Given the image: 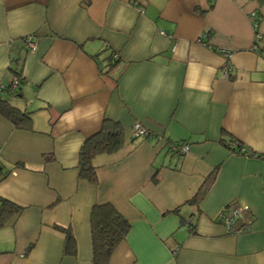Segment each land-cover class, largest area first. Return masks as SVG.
I'll list each match as a JSON object with an SVG mask.
<instances>
[{
	"label": "crops",
	"instance_id": "0c3cea01",
	"mask_svg": "<svg viewBox=\"0 0 264 264\" xmlns=\"http://www.w3.org/2000/svg\"><path fill=\"white\" fill-rule=\"evenodd\" d=\"M13 66L19 92L0 96L31 120L0 114V198L20 206L0 227V264H91L89 212L105 201L130 222L108 264H264V0H0L4 87ZM103 118L124 143L93 158L91 184L77 156ZM227 202L248 206L236 234L215 217ZM53 224L71 228L74 256Z\"/></svg>",
	"mask_w": 264,
	"mask_h": 264
},
{
	"label": "trees",
	"instance_id": "16d2710c",
	"mask_svg": "<svg viewBox=\"0 0 264 264\" xmlns=\"http://www.w3.org/2000/svg\"><path fill=\"white\" fill-rule=\"evenodd\" d=\"M25 38V37H24ZM23 38V39H24ZM22 39V40H23ZM117 57H108V69H111L116 65ZM12 72L14 77L17 78V85H10L3 88L4 90L13 91L18 93L19 89V77L20 68L13 66ZM106 70V72H107ZM2 90V89H1ZM0 90V91H1ZM0 114L5 117L12 126L17 128H29L31 117L28 111L15 107L6 98L0 96ZM141 122V121H140ZM134 134V133H133ZM135 136V135H134ZM140 136V135H139ZM135 136V137H139ZM124 134L122 133V127L120 121L116 119L103 118L102 124L99 130L86 137L80 144L78 151V162L77 171L79 178L85 179L88 183L95 184L97 181V172L95 171L96 166L93 163V158L96 155L103 153H112L123 146ZM185 142H174L173 145H181ZM223 144L235 153L253 154V152L245 151V146L241 144L239 140L228 139L224 140ZM172 145L170 146V150ZM174 152V149H172ZM49 159V156L45 157ZM217 166L208 173L202 181V184L198 187L196 192L185 202L197 204L202 200L205 193L208 191L210 185L214 182V177L217 173ZM20 206L16 203L0 198V227L4 225V222L18 212ZM178 207L174 208L173 211H177ZM217 219V216H215ZM89 232H90V244H91V264H108L112 252L119 245L120 241L124 238L126 233L129 231L130 222L122 216V214L116 210L109 202L105 203H93L89 212ZM53 229L59 231L63 235V254L68 256H74L77 250V244L75 242L74 233L71 228L64 227L62 225L53 224ZM33 243L27 245L29 250Z\"/></svg>",
	"mask_w": 264,
	"mask_h": 264
},
{
	"label": "built area",
	"instance_id": "2783aa9c",
	"mask_svg": "<svg viewBox=\"0 0 264 264\" xmlns=\"http://www.w3.org/2000/svg\"><path fill=\"white\" fill-rule=\"evenodd\" d=\"M251 18L254 21V26L257 24V18L255 14L251 13ZM258 35V33H257ZM25 43L29 46L30 50H34L36 48L35 42H32L30 40V36H26V38L23 39ZM227 54V53H226ZM112 57H117L116 53H113ZM228 73L227 70L224 71V74L226 75ZM17 79H14L12 81V86L17 85ZM4 86L0 84V90L3 89ZM133 133L135 136H147L149 134L148 130L143 126V124L140 121H135L133 123ZM172 145V149L179 153H185L188 151L189 143H181V145ZM217 220L219 223L224 226L226 234H236L240 232L241 228H245L247 223L250 222V217L248 213V206L237 204L234 202H227V204H224L217 212H216ZM240 223V226H237L236 223Z\"/></svg>",
	"mask_w": 264,
	"mask_h": 264
}]
</instances>
